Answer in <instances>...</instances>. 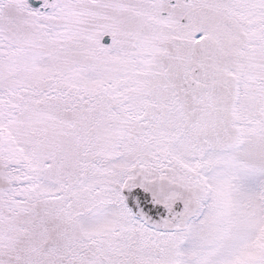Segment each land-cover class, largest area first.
Masks as SVG:
<instances>
[{
	"label": "snow or ice",
	"instance_id": "snow-or-ice-1",
	"mask_svg": "<svg viewBox=\"0 0 264 264\" xmlns=\"http://www.w3.org/2000/svg\"><path fill=\"white\" fill-rule=\"evenodd\" d=\"M0 264H264V0H0Z\"/></svg>",
	"mask_w": 264,
	"mask_h": 264
}]
</instances>
